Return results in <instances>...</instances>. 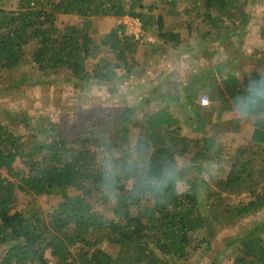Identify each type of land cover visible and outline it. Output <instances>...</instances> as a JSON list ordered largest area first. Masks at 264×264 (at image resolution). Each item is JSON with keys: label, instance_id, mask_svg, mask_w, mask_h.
I'll use <instances>...</instances> for the list:
<instances>
[{"label": "trees", "instance_id": "trees-1", "mask_svg": "<svg viewBox=\"0 0 264 264\" xmlns=\"http://www.w3.org/2000/svg\"><path fill=\"white\" fill-rule=\"evenodd\" d=\"M14 1L9 9L0 8V94L22 87L26 80L19 72L25 66L47 78L65 72L84 89L93 80L99 85L132 80L142 38L135 40L119 25V30L96 41L86 30L59 28L63 15H80L84 20L137 18L143 34L155 28L156 39L173 44L174 49L181 46L180 35L166 30L165 18L179 21V28L189 29L195 38L201 34L202 40L220 46L240 40L249 22L247 0H159L154 8L136 0L141 6L137 13L123 0ZM157 9V15L147 12ZM258 74L264 73L253 72L244 82L230 73L220 79L223 95L215 109L217 120L233 112V96ZM212 82L217 87L216 80ZM191 93L181 96L194 107L197 95ZM196 103L199 130L204 131L201 106ZM103 113L104 119L98 121ZM131 114L130 109L117 114L96 109L73 114L69 125L70 117L41 124V128L30 126L29 135L0 123V248L6 249L0 264H122L113 252L128 246L142 256L133 264H185L201 250L204 254L211 249L224 224L264 210V113L253 118L251 146L230 145L232 162L220 166L219 175L209 180L210 165L216 164L217 157H225L226 150L218 149L214 157L211 153L219 146L216 139L185 136L168 105L133 119L138 135L132 150L140 149L153 165L172 159L190 162L181 173L189 192L177 196L171 185L163 194L140 191L137 180L125 174L119 177L118 198L110 200L101 187L104 157L87 144L119 147L111 138L116 125L110 121L129 125ZM97 122L102 124L99 130ZM84 127L88 134H83L91 139L76 134ZM132 150L121 153V164L130 159ZM196 165L197 174L190 173ZM21 195L27 203L19 208ZM240 195L249 200L230 203L231 196ZM40 198L56 201L48 199V211H44ZM235 236L230 243L235 264H264V219Z\"/></svg>", "mask_w": 264, "mask_h": 264}, {"label": "rangeland", "instance_id": "rangeland-1", "mask_svg": "<svg viewBox=\"0 0 264 264\" xmlns=\"http://www.w3.org/2000/svg\"><path fill=\"white\" fill-rule=\"evenodd\" d=\"M123 1L128 9L133 8L134 12H139L141 7L139 2L136 0ZM158 1L142 0L141 2L143 6L154 8ZM247 1L246 9L249 12V22L243 29L245 30L244 35L240 36V40L233 39L225 46H220L219 42L211 43L208 40H202L201 34L195 38L189 29H180L179 21L173 18H165V23L167 31L171 30L180 35L181 46L177 49L173 48V44L166 45L161 40H157L154 35L156 34L155 28L148 30L146 35L142 31L141 36L144 35V38L142 37L141 43L138 45V52L134 57L138 66L134 70L132 80L128 82L99 85L96 80H93L89 84V88L84 89L65 72H59L47 78L46 76L41 77L32 68L25 66L19 72V77L26 80L22 83V87L0 94V123L16 129L24 135H29L30 126L41 128L39 126L41 124L60 123L62 120L67 121V118L70 117V120L67 121L69 125L73 120L71 117L73 114L91 113L96 109L103 108L109 109L112 114H117L122 110L130 109L132 117L129 125L121 123L120 120L110 121L111 124L116 125L115 133H111V138L115 139L119 147L97 146L95 142L87 144L88 148H92L102 157L112 150H116L121 156V153L132 150L137 141L138 133L132 122L133 119L142 118L147 113L158 111L168 105L171 112L180 120L183 134L190 139L203 137L216 139L219 146L215 147L214 154L213 152L211 154L215 157V151L218 149L226 150V153L223 151L225 157H217L214 162L220 166L228 165L232 162L228 151L229 146L241 148L251 146L249 136L254 125L253 119H239L233 112L225 114L220 120H217L218 115L215 109L218 108L220 95H223L221 94L220 79L230 73L244 82L253 72L264 73V0ZM15 3L14 0H0V8L9 9ZM147 12L157 15L159 10L157 9L154 13L149 10ZM136 19L132 17L121 19L94 17L84 20L80 15H63L58 19L57 25L61 29L70 27L81 31L86 30L94 40L99 41L103 36L114 32V30H119V25L126 27L127 35H133L135 26L133 20ZM190 23L191 21H189ZM191 25L190 30H193L195 22ZM201 26L205 29L204 24ZM140 27L142 30V26ZM91 64L92 59L88 61L89 71H92ZM213 80H216L219 86L218 84L217 87L212 85ZM152 91L158 93L153 94ZM189 92L197 95V98L195 97L192 101L194 107L191 106V103L187 102V104L184 97L181 96V94L187 95ZM203 95L210 99V106H201L200 109L201 118L205 121L204 131L199 130L201 119L196 117L199 109L195 107L196 101L200 102ZM148 100L149 102L146 103ZM103 115L105 116L104 113L100 115L98 121L104 119ZM101 125L100 122H97L98 130ZM78 130L81 131L76 133L77 135L84 132L88 134L85 127ZM116 131H118L117 134ZM82 138L91 139L85 135ZM112 139L107 141L112 142ZM197 166L192 168L190 173L197 174ZM205 182L213 188L208 179ZM48 199L50 198L39 199L44 211H48L52 198L46 205ZM230 200V203L236 204L243 200L248 201L249 198L247 195H240L231 196ZM51 201L54 202L56 199ZM26 203V199L21 195L16 206L22 208V205ZM263 219L264 210H260L240 221L224 224L221 230H217L211 249L204 254H202L204 250H201L185 264H235V255L232 252L234 246L230 243L240 231ZM5 250V248H0V256L4 254ZM113 254L115 260L122 264H133L138 256L142 258L140 251L132 246H128L118 253L114 250Z\"/></svg>", "mask_w": 264, "mask_h": 264}, {"label": "clouds", "instance_id": "clouds-1", "mask_svg": "<svg viewBox=\"0 0 264 264\" xmlns=\"http://www.w3.org/2000/svg\"><path fill=\"white\" fill-rule=\"evenodd\" d=\"M231 108L235 116L243 120H252L257 114L264 113V74H258L256 78L249 80L244 90L233 96ZM119 156V152L112 150L105 153L102 161V191L113 202L119 196V177L125 174L137 180L140 191L147 189L163 194L171 185L177 196L189 192L181 173L190 166V162L172 159L153 165L140 149H133L130 159L123 164L120 163ZM219 167L217 164L210 165L209 180L219 175Z\"/></svg>", "mask_w": 264, "mask_h": 264}, {"label": "built area", "instance_id": "built-area-1", "mask_svg": "<svg viewBox=\"0 0 264 264\" xmlns=\"http://www.w3.org/2000/svg\"><path fill=\"white\" fill-rule=\"evenodd\" d=\"M129 21H127V22H129ZM133 23L135 24V26L133 27L134 31L132 32L133 36H134V39L135 40H139L140 38H142V36H141L142 30H141V27H140L141 26L140 21L138 19H136L135 21L133 20ZM199 103H200V106H202V107H208V106H210V99L206 95H203L201 97Z\"/></svg>", "mask_w": 264, "mask_h": 264}]
</instances>
